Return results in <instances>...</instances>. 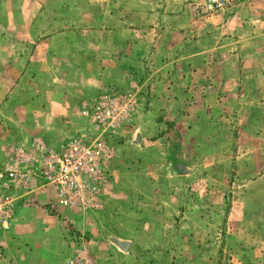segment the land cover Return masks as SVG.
I'll return each mask as SVG.
<instances>
[{"label":"crops","instance_id":"1","mask_svg":"<svg viewBox=\"0 0 264 264\" xmlns=\"http://www.w3.org/2000/svg\"><path fill=\"white\" fill-rule=\"evenodd\" d=\"M251 1L258 3L257 26L247 10L195 17L186 0H0V66L8 71L0 74V97L26 102L16 110L23 123L14 127L40 129L44 138L35 139L58 148L92 131V108L105 95L129 106L111 135L114 157L92 206L62 207L54 188L14 191L20 199L9 227L23 231L10 235L0 224V264H130L142 242L180 239L189 226L199 227H192L197 239L218 241V221L246 222L243 195L264 194L235 183L264 167V119L249 116L256 107L264 114V0ZM0 107L5 111L2 100ZM125 144L147 168L115 167ZM218 157L233 159L213 186ZM10 159L0 157V167ZM34 201L64 221L27 217ZM92 232L98 242L90 245L85 233ZM111 238L128 242V251Z\"/></svg>","mask_w":264,"mask_h":264},{"label":"rangeland","instance_id":"2","mask_svg":"<svg viewBox=\"0 0 264 264\" xmlns=\"http://www.w3.org/2000/svg\"><path fill=\"white\" fill-rule=\"evenodd\" d=\"M257 8V2L246 0L244 4L239 7L230 9V11H249V18H247V20H250L252 24L257 26ZM2 21L3 20L0 19V23ZM6 72L8 71H3V68L0 66V74ZM1 91L2 90L0 88V95L2 94ZM16 95L17 94H15L14 98L10 99H6L4 96L2 98L0 97V101L2 100L3 106L4 108H6L5 111L0 112V123L7 122L9 127L6 129H0V142L9 139L11 141H8V143L11 144L10 146L14 145V147L1 146L0 157H12V150L17 147H21V145L23 144H20V142L24 140H30L31 142L33 139L38 138L39 136L44 138V133L40 129L34 130L31 128L24 129L14 127L20 126L23 123V114L19 115L16 110L19 105H23L21 102H24V104L26 103L25 100L16 98ZM256 109H258V107H256ZM256 109L250 111V119H264V114L258 113ZM24 132H26V136L23 138ZM41 132L42 134H40ZM46 138V140H49L48 137ZM8 147H10V149L7 151ZM23 148L32 151L30 146H23ZM133 149L134 148L125 144L123 146V149L119 151V164L117 163L115 166L118 170L128 172L132 168V166L135 165L136 168L141 169L148 167L145 160L139 161V159L142 158L133 157L134 152H136ZM252 158L253 160H255V163H253L254 165H262L261 160L259 161L258 157ZM232 159L233 157H218L217 161H213V186H216V182H222L224 174L228 171L229 164ZM164 161L162 164H164ZM163 168L165 167H163L162 165L153 167L154 170H160ZM255 171L256 172H254L251 177H248V179L237 177L236 179L240 180V182L235 181V183H241V185L245 184L247 185V189H253V186H251L253 184L255 188L264 189V178H261V176L264 175V167H256ZM122 179L124 181H128L125 177H123ZM148 179L150 181L143 179V182L150 185L152 183L151 178ZM244 179L252 183H245L243 181ZM232 181L234 182V179ZM219 183L217 186L220 185ZM170 187L173 189H178L175 184H172V182L170 184ZM132 190L133 189H126V191H130L131 193ZM186 196L187 197L185 200L188 201V195ZM243 196V201L239 204V211L243 209V212L247 215L246 222L241 226L234 227L223 226V222L218 221V226L213 227V233H217L218 241L213 240L212 242H210L208 240L202 241L200 239H197V237H201L196 235L197 230H193V226L185 227L186 231L182 233V235L184 236H180V239H177L176 236L172 234L169 237H164L163 241L161 242H142V244H138L136 253L138 257L132 258L130 264H264V194L258 195L250 193L248 195L244 194ZM235 197L238 198L239 196ZM228 198L229 195H225L222 203L227 205L229 203ZM190 199L191 201H195V203H197L199 198H195L193 195H190ZM202 199L203 201L208 203L206 196H204ZM31 203L34 205H30L31 207H28V213L26 214L27 217H52L58 218V221H64L62 215H59L54 211L51 212L48 204H46L45 202L34 201V203L30 202V204ZM127 213L130 214L131 212ZM16 214L18 213L16 212ZM15 216L17 217V215ZM193 217L194 216H191V218ZM175 220H179V218H176ZM177 225L179 224L175 225L176 228ZM47 228L54 231H62V226H49ZM193 228L199 229V227ZM19 231L23 230L19 229L16 226L13 227L12 225L9 230V234L17 235ZM5 232L7 233L8 231ZM66 233L68 232L66 231ZM97 234L98 232H92V235L90 236L89 234L85 233V242L89 244L91 243L90 245H93L94 243L96 244L98 241H96V239L93 240V238L97 237ZM157 254L160 255V257Z\"/></svg>","mask_w":264,"mask_h":264},{"label":"built area","instance_id":"3","mask_svg":"<svg viewBox=\"0 0 264 264\" xmlns=\"http://www.w3.org/2000/svg\"><path fill=\"white\" fill-rule=\"evenodd\" d=\"M246 0H186L195 17L205 18L241 6ZM129 106L120 96L105 95L92 108V131L74 136L58 148L40 140L29 151L17 147L0 167V224L8 229L20 188H54L58 204L66 208L92 206L96 193L108 178L114 151L109 146L113 131L128 118ZM87 116V111L83 112ZM32 152V153H29ZM15 191V192H14Z\"/></svg>","mask_w":264,"mask_h":264},{"label":"water","instance_id":"4","mask_svg":"<svg viewBox=\"0 0 264 264\" xmlns=\"http://www.w3.org/2000/svg\"><path fill=\"white\" fill-rule=\"evenodd\" d=\"M140 142H141L140 137L136 136L134 138L133 143L136 145H141ZM110 243L113 244L115 247H117L123 253H126L129 249V243L128 242L118 241V240H115L114 238H111Z\"/></svg>","mask_w":264,"mask_h":264}]
</instances>
